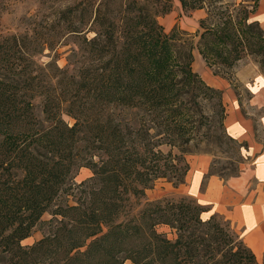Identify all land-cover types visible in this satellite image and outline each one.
<instances>
[{"label": "trees", "instance_id": "trees-1", "mask_svg": "<svg viewBox=\"0 0 264 264\" xmlns=\"http://www.w3.org/2000/svg\"><path fill=\"white\" fill-rule=\"evenodd\" d=\"M149 1L75 0L62 10L53 30L74 38L82 57L70 73L36 57L53 35H0V264H258L226 223L202 218L206 207L195 200L145 199L157 179L185 180L191 92L204 89L222 102L192 69L190 33L158 22L169 0L156 12ZM206 20H199V53L232 66L236 46L224 57L218 46L239 40L237 30ZM83 166L91 175L75 183ZM36 229L42 237L23 245Z\"/></svg>", "mask_w": 264, "mask_h": 264}, {"label": "rangeland", "instance_id": "rangeland-1", "mask_svg": "<svg viewBox=\"0 0 264 264\" xmlns=\"http://www.w3.org/2000/svg\"><path fill=\"white\" fill-rule=\"evenodd\" d=\"M75 0H0V35L9 34H25L47 37L53 35L52 46L41 48L37 52V59L42 64L55 62L61 68H67L70 72H74L81 65V55L75 50L73 39L64 30H53L51 24H56L59 13L68 5H71ZM145 2V0H140ZM165 0H150L147 5L151 12H156L162 9ZM170 10L168 13L157 16L158 22L164 27L165 31L177 28L180 31L190 33L188 38L193 42V52L197 55L193 57L192 69L197 68V63L207 65L214 73L231 77L235 64L243 62L255 63L259 69L264 72L262 43L259 39L258 26L253 20V7L255 0H204V7L201 8L205 12L204 17L206 25L212 28L222 27L224 23L232 25L237 30L239 40L227 45V49L222 45L218 47L223 50V57L226 51L236 46L238 59L235 60L232 66H227L222 62L221 57L210 56V59L205 60L198 53V46L201 41L200 32L204 29L199 28L196 31H189L179 28L183 22L192 21L194 19L193 11L183 8L179 0H169ZM210 12V14H209ZM188 16V19L186 18ZM202 19V18H200ZM199 19V20H200ZM198 20V23H199ZM187 22V23H190ZM54 26V27H55ZM185 36L184 38H186ZM241 39V41H240ZM212 36H208V41L211 43ZM219 49V48H218ZM201 58H200V55ZM235 54V53H233ZM231 52V56L234 55ZM196 67V68H195ZM201 78V77H200ZM202 79V78H201ZM206 84V83H205ZM189 115L187 118L188 125L191 127L192 139L187 141L190 152L185 155L187 161L189 155L208 154L211 156L210 172L215 173L224 178L236 175L239 171V164L243 160L241 147L239 142L229 138L223 126L224 106L220 102L217 94L205 92L204 89H196L189 95ZM39 97H36L34 103L36 105V114L40 119H44L42 112L39 109ZM130 117V112H128ZM63 118L69 124L74 120L63 114ZM164 151L169 149L168 146H162ZM173 153L178 152L177 148L172 149ZM91 175L90 169L80 167L74 172L73 180L79 183L87 179ZM186 176V175H185ZM186 177L183 183H185ZM183 183L174 186L171 182L165 179H157L152 183V186L145 191V199L155 200L163 197L178 198L181 196L197 200L187 193H181L177 190L178 187H183ZM72 202V201H70ZM199 203V202H197ZM200 204V203H199ZM204 206V205H202ZM206 207V206H204ZM216 218L226 223L230 229L237 235V240L242 241L239 233L233 228L230 221L221 215L214 214ZM205 216H202L203 219ZM43 219H49L50 214L45 213ZM161 231L168 232V236L172 237L168 227H161ZM42 237L40 229H36L29 237L22 241L23 245H30L34 241ZM243 243V242H242ZM258 264H264V261H258ZM125 264H131L127 261Z\"/></svg>", "mask_w": 264, "mask_h": 264}, {"label": "crops", "instance_id": "crops-1", "mask_svg": "<svg viewBox=\"0 0 264 264\" xmlns=\"http://www.w3.org/2000/svg\"><path fill=\"white\" fill-rule=\"evenodd\" d=\"M204 14L203 9H195L194 19L179 28L198 30ZM252 16L264 36V0H257ZM195 72L221 91L223 126L229 136L243 143V160L236 175L224 178L210 172V155H189L186 181L177 190L206 206L204 218L217 214L230 221L255 258L264 261V72L251 62L235 64L231 77L214 73L200 62Z\"/></svg>", "mask_w": 264, "mask_h": 264}]
</instances>
